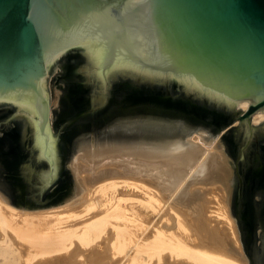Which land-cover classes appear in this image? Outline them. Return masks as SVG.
I'll return each mask as SVG.
<instances>
[{
	"label": "water",
	"instance_id": "95a60500",
	"mask_svg": "<svg viewBox=\"0 0 264 264\" xmlns=\"http://www.w3.org/2000/svg\"><path fill=\"white\" fill-rule=\"evenodd\" d=\"M245 99L171 204L198 245L264 264V0H0V195L17 207L115 177L166 200L206 149L193 131L210 144Z\"/></svg>",
	"mask_w": 264,
	"mask_h": 264
},
{
	"label": "bare ground",
	"instance_id": "6f19581e",
	"mask_svg": "<svg viewBox=\"0 0 264 264\" xmlns=\"http://www.w3.org/2000/svg\"><path fill=\"white\" fill-rule=\"evenodd\" d=\"M237 105L245 110L249 100ZM263 119L264 109L253 114V122ZM210 150L212 146L204 150L166 200L157 187L132 177L94 182L66 203L45 209L20 208L0 195V261L240 264L195 243L186 219L171 204Z\"/></svg>",
	"mask_w": 264,
	"mask_h": 264
},
{
	"label": "rangeland",
	"instance_id": "374dc122",
	"mask_svg": "<svg viewBox=\"0 0 264 264\" xmlns=\"http://www.w3.org/2000/svg\"><path fill=\"white\" fill-rule=\"evenodd\" d=\"M242 111V109L238 106V105H236V107H235V110L234 111H232V114H231V117L232 118H236L237 117V114H239L240 112ZM254 114V113H253ZM238 119L236 118L234 121H232L230 124H228L227 126H225L219 133H218V135L215 137V139L210 143V144H207V143H205V142H203L201 139H199L200 138V134L199 133H197L196 131H193V133L191 134V136H190V139H192V140H195V141H198L199 143H201L202 144V146H204L205 148H208V146H213L214 145V143L217 141V139L220 137V135L222 134V132L225 130V129H227L229 126H231L234 122H236ZM250 122L252 123V124H258V123H255V122H253V115L251 116V119H250ZM212 150H213V147H212ZM73 198V197H72ZM68 200H66V201H63V202H61V203H59V204H55V205H50V206H44V207H39V208H27V209H31V210H37V209H45V208H52V207H58V206H60V205H62V204H64V203H66ZM21 208V207H20ZM26 209V208H25ZM0 264H13V261L11 260V259H7L6 261H0Z\"/></svg>",
	"mask_w": 264,
	"mask_h": 264
},
{
	"label": "flooded vegetation",
	"instance_id": "af4514ba",
	"mask_svg": "<svg viewBox=\"0 0 264 264\" xmlns=\"http://www.w3.org/2000/svg\"><path fill=\"white\" fill-rule=\"evenodd\" d=\"M74 89V88H73ZM73 89H72V91H73ZM247 202H245V204H246Z\"/></svg>",
	"mask_w": 264,
	"mask_h": 264
}]
</instances>
